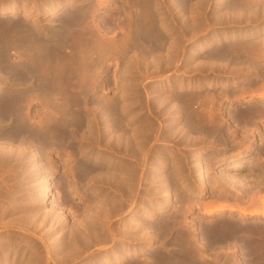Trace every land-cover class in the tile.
Masks as SVG:
<instances>
[{"label":"rangeland","instance_id":"374dc122","mask_svg":"<svg viewBox=\"0 0 264 264\" xmlns=\"http://www.w3.org/2000/svg\"><path fill=\"white\" fill-rule=\"evenodd\" d=\"M249 1L252 2L251 9L253 6L256 9L264 7V0H258L260 3ZM204 2L189 0V7L181 10L180 5L172 0H152L149 8H145L141 0H0V8L10 9L16 5L19 9L12 17L29 16L28 22L37 23L41 28L49 27L48 30L59 27L53 23H59L71 8L75 12L79 9L87 12L90 28H95L94 19L98 21L101 29L108 34L106 40L109 44L123 38L127 40L118 52L107 56L103 69L97 74L103 98L108 102H119V110L123 114L119 130L108 129L107 123L101 121L104 106L92 98L87 103L82 99L72 105V112L84 115V122L74 131L77 136L71 135L74 139L70 136V141L57 142L49 148L40 146V141L30 144L25 141L23 144L19 138L12 140L10 136H2V128H8L9 124H5L10 117L0 123V143L16 148L26 145L24 149L28 157L19 160L17 157L18 161H13V164L0 161V264H102L104 258H109L107 264H164L184 259L182 253L186 255L187 251L181 235L185 229L190 230L192 239L188 245L192 256L184 264H220L223 256L234 253L228 251L234 246H224L221 239L215 242L209 239L214 232L211 223L216 224L218 217L243 218L244 222L252 221L264 228L263 215L241 216L239 211L205 215L204 203H201L208 201L210 205H215L227 200V203L246 205L253 201L251 208L253 205L263 206L264 158L262 160L263 153L259 149L264 147L261 134L264 133V117L262 120L257 118V124L248 123L249 126L242 127L240 118L234 120L228 112V105L233 99L231 96L215 101L214 108L220 107L221 114L212 121L209 120V112L202 110L204 105L193 102L188 113L196 106L202 110V121L207 126L218 125L231 131L232 137L221 139L216 131L210 134L202 129L189 128L187 111L178 112L181 105L185 106L183 103L188 97L197 95L196 98H202L212 93L214 97H219L230 92L235 96L242 95V99L254 94L251 100L233 103L240 109L260 103L258 97L264 91V50L253 60L209 58L204 54L215 44L204 45V42L214 32L220 33L217 43L222 44L228 40L226 34L231 37L233 32L244 33L254 28L257 32L253 37L237 35V38L229 39L232 42L263 44L264 8L257 16H248L245 11V15L231 18L233 21L226 24L223 20L222 23L216 20L214 14L232 16L239 10L218 7L217 0ZM169 8L173 9L178 21L172 22ZM71 10L69 13L73 12ZM147 10L153 12L150 18L153 23L149 21L146 29L139 32L136 22L144 17ZM193 13L201 15L198 24L201 22L199 25L205 27L192 22ZM203 16L208 18L209 26L203 22ZM12 17L0 13V20ZM180 17H188L189 28ZM143 22L146 23L145 20ZM152 31L157 34L156 38L148 36ZM177 39L181 41L176 44ZM16 53H12V58H19V53ZM210 84H213L212 90L208 88ZM243 84L250 86L247 88ZM191 85H199V89L190 88ZM241 86L247 88L248 93L242 94ZM29 109L31 113L35 109L43 112L48 110V105L38 101L32 103ZM179 114L181 117H178ZM90 118L98 120L96 128L102 138H96L87 131V120ZM218 119L220 121L216 123ZM181 125L182 128H179ZM117 134L121 142L118 147L112 140V136ZM133 134L135 147L130 148L129 139ZM82 141L86 142L82 144ZM8 150L11 151V148ZM36 150L40 154L35 160ZM198 158L204 159V166L207 163L206 174L210 181L208 192L202 197H198L203 190L196 174ZM236 159H241L245 165L238 169L226 167ZM251 165L254 168L249 167ZM219 172L221 175L224 173V177ZM166 174L172 178H169L170 188L160 184L164 182L161 176ZM225 175L230 179L225 180ZM216 178H220L219 182ZM228 180L237 184L235 188L239 190L253 191L252 195H248L249 200L245 202L233 198L232 194L227 195V192H233L229 188L235 185ZM43 182L48 185L46 189ZM44 191L48 195H43ZM169 191L175 192L172 195L174 203L167 206L166 192ZM54 199L57 200L53 203H57V207L58 203L60 205L58 208L51 202ZM155 210L158 213L151 215ZM260 230H253L255 235L246 230H238L237 234L243 232L248 236L250 233L251 238L258 236L254 240L260 241L264 237ZM203 231L207 233L203 235ZM103 234L105 238H101ZM198 237L204 239L205 247L198 244ZM117 257H124L123 261H117Z\"/></svg>","mask_w":264,"mask_h":264},{"label":"bare ground","instance_id":"6f19581e","mask_svg":"<svg viewBox=\"0 0 264 264\" xmlns=\"http://www.w3.org/2000/svg\"><path fill=\"white\" fill-rule=\"evenodd\" d=\"M141 1L143 3L142 5H144L145 8L151 7L150 5L152 4V0H141ZM172 1H173V3H175V2L178 3L180 5L181 10H184L187 7H189V5H188L189 0H172ZM204 1H207V0H204ZM204 1L201 0L202 4L206 3ZM254 1H256L257 3H260L258 0H254ZM217 2H218V7L219 6H221V8L226 7L229 10L234 9L233 11H235V9L239 10L237 12L232 13V16H230L231 14H229L228 16H223V14H221V13L218 15L214 14V16L216 17V20L219 19L220 22H221V20H223L226 24L227 23L229 24V22L233 21V19H235V18H240L239 15L240 16L243 14L245 15V11H247L246 14L248 16L249 15L257 16L261 11L260 9L264 8V7H261L259 5L261 7L260 9L259 8L256 9L255 6H253L254 8L252 7V9H251V3L252 2H250L249 0H217ZM170 5L173 6L172 3H170ZM202 7H204V6H202ZM170 8H169V12H170V16L172 17L171 18L172 22L178 21V20H175L176 18H178L176 16L175 12L173 11V9H170ZM204 8H207V7H204ZM54 9H56V8H54ZM240 9H241V11H240ZM70 10H69V12H70ZM73 10H71V11H73ZM78 10H76L77 12L73 11L71 13L67 12L66 14H64V16H62L60 18L59 23H55V22L53 23V24H57L59 27H56V28L52 27L51 30H48L49 27H45V28H47V29H45V28L39 27L37 25V23L35 24V23H30V21L28 22L27 18L29 16L25 17V18L12 17L15 14L17 15V13L19 11V9L16 7V5H13L10 9L0 8L1 14H9L12 17V18H7L6 20H2V19L0 20V71L2 72V74L0 72V75H1L0 76V123L2 121H4V119L7 118L8 116L10 117V120L8 121V123L5 124V126L7 124H9L10 128H9V126H8V128L7 127L2 128V131H3L2 136L3 135L7 136V137L10 136L11 137L10 139L19 138V139H21L20 141H22L23 144L25 141L29 142V144L32 143L33 141H38V142L40 141L41 142L40 146L41 145L46 146V148H49L51 144H54L57 142H58V144L61 142H64V141L68 142V141H70L72 136H74V137L77 136V134H75L74 131H77L75 129H77L84 122L83 121L84 115L81 116V115L77 114V112H75V111L72 112V110H71L72 105L76 104L77 102L81 101L82 99L85 103H87L88 100H90L91 98L97 99L104 106V112L102 113L103 119H101V121L107 123L108 129L117 131L122 127L123 114H122V111L120 112V110H119V102H118V100H112V101L108 102L107 100H105L103 98L102 94H100L101 84H100V81H99L97 74L99 73L100 69H103L107 56H109V54H115L116 52H118L120 46H124L127 43V40L125 38H123L122 41L117 42L115 40L112 42V44H109L108 40H106L107 39L106 37L108 34L104 31V29L103 30L101 29V26H99L98 21H96V19H94L95 28L94 29L90 28V26H88V20L87 19H89L88 18L89 16L86 15L87 12L85 13V11L82 12L81 10H79V12H78ZM151 11L147 10L144 17L141 18L138 22H136L137 30L139 32H141L144 28L146 29V26H147L146 24L149 21H150L149 23H151V24L153 23V20L152 19L150 20V18L153 15V12H151ZM242 11H244V12H242ZM28 13L29 12H27V15H28ZM228 13H229V11H228ZM193 15H194V13H193ZM196 15L192 16L191 20H193L192 22L194 24H197L196 26H198L199 24H201V22L198 24V18H199V16L201 17V15H199V16L198 15L196 16ZM219 15H220V17H219ZM187 18L188 17H186L185 19L180 17V19H183L186 22V24H188L189 22L187 23V21H188ZM202 18H200V20ZM231 18H233V19H231ZM143 20H145L146 23L143 22ZM203 20H204L203 22L207 23V26H209L208 18L204 17ZM192 22H190V23H192ZM38 24L40 25L39 22H38ZM190 25L188 24V28L190 27ZM41 26H43V25H41ZM199 26H201V25H199ZM201 27H205V26H201ZM153 29H154V26L152 25V30ZM252 29L253 30L249 29L248 31H246L244 33H240L238 31L233 32L231 37L237 38V35H239V36L242 35L243 37H247V38L253 37L256 34L257 30L254 28H252ZM148 36H151L150 38H156L157 34L154 31H152L151 33H149ZM220 36H221L220 33L214 32V33H212L211 36H209L205 40L204 45H208V44H215V45H214L213 49H211L209 52H206L204 55H207L209 58H212V57L232 58L235 60H245L246 61V60H253L256 54L261 53V51L264 50V43L263 44H256L253 41H238V42L235 41V42H232L229 39L231 37H228L227 34H226V39H228L227 42L222 43V44H218L217 42H218V39H220ZM180 41H181V39L180 40L177 39L176 44L179 43ZM200 45H202V42L200 43ZM15 52H17L16 54L19 53V58H12L11 55H12V53H15ZM211 61L215 62L214 60H211ZM228 85L229 84H227V86ZM242 86L240 87V89L243 91L242 94L248 93V91H246V89L250 85H248V87L244 85L247 88L242 87ZM189 87L190 88L194 87L195 89H199V85H191ZM208 88L210 90H212L213 84H210L208 86ZM229 93H226V96L219 95V97H216V96L214 97L213 93L211 95L210 94L206 95L205 97H202V98H196L195 96H197V95H195L193 98L190 96L191 98L188 97L187 99L184 100L183 104H185V106L181 105L178 112H182L184 109L188 113V111L190 109L189 107L193 102L196 104L199 103V104L204 105L203 107H205V108L202 109L203 111L207 110L209 112L208 113L209 114L208 117L210 116L209 120L212 119V121H214V119L216 120V118H218V116L221 114L220 107H217L216 110L214 108L215 101L217 102L218 99L223 100V99H227L228 97L233 96V99L231 98L232 100L230 101V104L228 105V108H229L228 112H229V114L232 115V118L234 117V120L236 118H240L242 120L241 121V123H243L241 125L242 127H247L248 123H249V125H251L252 123L257 124L256 119L259 117H261L259 119H261V120L263 119L262 117H264V104H262V103H264L263 102L264 101V91L260 92V94H259L258 99L260 100V103H256L254 105H248V106H245L241 109L238 107H237L238 108L237 109L236 105H234L233 103H242L243 101L251 100L252 95H254V94H251L249 98L242 99V95H239V96L236 95L235 96L234 93H231V94H229ZM194 99L197 102L194 101ZM38 101L39 102L40 101L45 102L48 105V110H45L42 112V111H38L37 109H35V110H33V113H31L32 111L30 112V109H29L30 105L32 103L38 102ZM194 103L192 105H194ZM75 110H77V109H75ZM202 110L201 111L198 110V108H196V106H195L194 110L188 113L189 117L185 116L188 118L187 120L186 119L185 120H186V122L188 121L189 128L192 127L193 129H202L205 133H210V134H211V132L216 131V134L218 133V136L221 137V139L226 137V136L232 137L231 131H228V129L226 131L225 130L226 128L224 129V127L222 129V127L218 126V125H216V126L212 125V126H214V127H212V126H207L205 123H203L204 117L202 116L203 115ZM198 112L199 113L201 112V114H198ZM178 117H181V115L179 114ZM88 121H89V123L87 126V128H88L87 131L89 133H91L90 135L96 136V138H102V135L99 133V129L96 128L97 127L96 122L98 120L97 119H94V120L91 119V120H87V122ZM218 121H220V120L218 119L215 122L217 123ZM184 124H186V123L184 122ZM71 125L73 127H71ZM182 125L179 128H182ZM239 127H240V125H239ZM239 127H236V128H239ZM256 127H257V125H256ZM253 131H254V129H253ZM260 132H262V130ZM73 133H74V135H73ZM216 134H214V135H216ZM251 134L253 136H255V134L253 132ZM261 134H263L262 136L264 137V133H261ZM133 136H134V134L132 135V138L129 139L130 143H129L128 147L130 146V148L135 147L134 146L135 144L133 141V139H134ZM7 137H5V138H7ZM112 137H113L112 140H113V142H115L116 146L117 147L121 146L119 134H117L116 136L113 135ZM263 137H262V139H263ZM67 138H69V139H67ZM263 140H262V142H263ZM85 142L86 141H82V144H84ZM93 142H92V144H93ZM25 146H24V148H25ZM27 146H28V143H27ZM251 146L253 147V145H251ZM0 148H1V150H0V161H2V163H4V161H6L8 163L11 162V164H13V161L15 163L16 161H18L22 157L26 158V159L28 158L27 152L25 151V149L23 147H21V148H23V149H21V148H16V147H14L8 143L7 144L6 143H0ZM6 148H8V149L11 148V151L6 149ZM43 148H45V147H43ZM249 148H250V146H249ZM7 150L9 152V154H8ZM26 150H27V148H26ZM117 150H118V148H117ZM259 150H261L260 152L263 153V155H262V157H263L264 156V147L262 149H259ZM114 152L117 153V151H115V150H114ZM15 154H17V155L15 156ZM39 154L40 153L37 150H36V152H34V159L35 160L37 159ZM17 157H18V160H17ZM201 159H199L195 163V165L197 167L196 174H197V176H198L197 178L199 180L198 184L201 186V189H203L201 191V193L198 195V197H202V196H204V194H207V192H208L207 189L210 186V181L208 179V175L206 174L207 163L204 166L205 161H203L204 159L203 160H201ZM223 160L226 161L225 159H223ZM240 160H237V159L232 160L231 164H229L226 167H229V168L230 167L231 168L236 167L238 169L242 165H245L244 162H242ZM262 160H263V158H262ZM26 161L24 160V162H26ZM20 162H18V163H20ZM87 163H89V162H86V164ZM87 165L89 166V164H87ZM158 167H159V169L162 168L160 166H158ZM249 167L254 168L253 165H251ZM84 169H86V167H84ZM87 169H89V168H87ZM86 170L84 171L85 173H86ZM207 171H208V169H207ZM114 172H115V170H114ZM112 174H115V173H112ZM168 174L161 176L163 178L164 182H162L160 184L165 186V187L170 188V186L172 184L169 183V178L171 176L169 177ZM218 174L221 175V172H219ZM218 174H216V175H218ZM223 174L221 176H223ZM229 175L230 174H228V177L233 179V177H231ZM221 176H220V178H221ZM228 177H226V175H225V180L230 179ZM170 179H172V178H170ZM216 179H218V178H216ZM219 179L217 182H219ZM120 180H121V178H120ZM225 180L223 178V181H225ZM220 181H222V180H220ZM228 182H229V180H228ZM228 182H227V184H228L227 187L229 186V183L231 181L229 183ZM121 183H122V180H121ZM231 183L235 184L234 182H231ZM43 184H44V189H46L48 185H46V183H44V182L42 183V185ZM221 185L223 186V184H221ZM236 185L237 184L234 185V188L236 187ZM227 187H226V189H227ZM235 189H237V188H235ZM188 190H190V189H188ZM45 191H44L43 195H46V194L48 195V193ZM174 193H172L170 191L166 192L167 203H168L167 206H170V205H172V203H174L173 197H172V195ZM223 193H224V191H223ZM228 193L231 194L230 192H227V195H228ZM225 194L226 193H224V195ZM214 195H217V193ZM225 197L226 196H224L223 199L226 200ZM255 199H256V197H255ZM55 200H57V199H54L51 202L53 203ZM198 200L199 199H197V201ZM248 200H246V201H248ZM259 201H260V199H259ZM207 202L201 201V203H204L203 206L205 209L203 210V213L205 215L220 214L223 211H230V212L239 211L241 216H243V215L255 216L258 214L264 216V200H262L263 206H261L260 208L257 207L258 205L257 206L253 205V207L251 208V205H252L251 203L253 201L250 202L251 205L248 203L250 205V208H249L248 204H246V203H245L246 205H240V204L238 205V203L233 204L231 201H230L231 203H227V200H226V202H224V201L219 202V203L217 202V204L215 203V205L211 203L213 206L210 205V202L209 203H207ZM211 202H213V201H211ZM53 205L56 206L57 203H53ZM191 205H193V204L191 203ZM205 205H206V207H205ZM59 206L60 205L58 203V207ZM60 210L62 211L63 209L60 208ZM155 213H158V210H155V212H152L151 215L155 214ZM242 219L236 218V217L235 218L229 217L227 219L223 218L221 216L218 217L216 220V224L214 223V225H212V223H211V226H214L213 228L211 227L212 229H214V232L210 234L211 236L208 233V235L211 237L209 239H212L213 242H215V240H218V239L220 240L221 238L230 234L231 232L237 233L238 230H240V232H241V230H243V232H245V230L247 232L250 231V233L252 234V232L254 233L253 230L261 228V230L264 233V228L262 226L261 227L258 226L259 224H256L254 222L252 224H248L247 222H244V220H242ZM167 222H166V224H167ZM161 223H163V222H161ZM161 226L158 228L160 229ZM163 226H165V224H163ZM209 230H211V229L209 228ZM208 232H210V231H208ZM243 232L241 234L246 235ZM255 232H257V231H255ZM206 233L204 232L203 235ZM250 233H248V234H250ZM254 235H255V233H254ZM254 235H252V237ZM256 235H260V234H256ZM102 236H101V238H105L104 234ZM181 236H183V241H182L183 243L182 244L185 245L184 249L186 248V251L188 253L186 252V255H185V253H182V254H184V259H182V260H177V261L175 260L173 262L172 261H166L164 264H184L187 261H189V259L191 258V256H192L190 254L191 247H189V245H188V243L192 239L190 236V230L185 229L183 231V235H181ZM201 237L200 238L198 237L200 239L198 241V244L200 246L205 247V241H203L204 239H202ZM257 237L258 236H256L255 238H257ZM205 238H206V236H205ZM254 239L252 238L248 241V244H247L248 251L250 250L252 254L257 255V257H258L257 263L258 264H264V237L262 240L260 238L259 239L260 241H256L258 239H256V240H254ZM207 240H208V238H207ZM206 243H207V241H206ZM118 251H117V253H118ZM119 253H120V251H119ZM121 253H123V251ZM157 256H158V254H157ZM123 258L124 257H122V258L117 257V261L121 262V261H123ZM158 259H159V257H158ZM179 259H181V258H179ZM109 262H110L109 258H106V259L104 258L102 260V264H105V263L107 264ZM238 263L243 264V261H238ZM99 264H100V262H99ZM140 264H142V263H140Z\"/></svg>","mask_w":264,"mask_h":264},{"label":"flooded vegetation","instance_id":"af4514ba","mask_svg":"<svg viewBox=\"0 0 264 264\" xmlns=\"http://www.w3.org/2000/svg\"><path fill=\"white\" fill-rule=\"evenodd\" d=\"M238 119V118H236ZM242 120L240 119V122ZM264 158V156L262 157ZM262 187H264V184L262 185ZM230 189L233 190L232 197L233 198H239L241 201H246L248 200V195H252L253 191L249 190V191H241L238 189H235L233 187H231ZM241 194V195H240ZM246 196L247 197H240V196ZM239 196V197H238ZM242 198V199H241ZM248 224H252V221H248ZM251 234L247 235H242L237 234L235 232H231L230 234L224 236L223 238H221V240L223 241V245L224 246H234L231 250H228L229 252L233 253L230 256H223L220 264H239L238 261H243V264H258L257 263V255H254L251 253V251H248L247 248V244L248 241L250 239H252ZM219 246V245H218ZM223 250V249H221Z\"/></svg>","mask_w":264,"mask_h":264}]
</instances>
